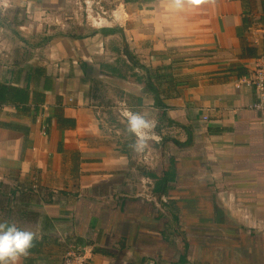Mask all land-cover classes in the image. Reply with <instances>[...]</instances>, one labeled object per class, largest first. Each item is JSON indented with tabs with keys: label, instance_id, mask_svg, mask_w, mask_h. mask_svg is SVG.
Listing matches in <instances>:
<instances>
[{
	"label": "crops",
	"instance_id": "crops-1",
	"mask_svg": "<svg viewBox=\"0 0 264 264\" xmlns=\"http://www.w3.org/2000/svg\"><path fill=\"white\" fill-rule=\"evenodd\" d=\"M125 2L115 27L77 30V0H0V85L28 95L0 103V222L38 237L17 264H264V126L244 82L264 0ZM126 109L168 141L161 179L115 133Z\"/></svg>",
	"mask_w": 264,
	"mask_h": 264
},
{
	"label": "rangeland",
	"instance_id": "rangeland-1",
	"mask_svg": "<svg viewBox=\"0 0 264 264\" xmlns=\"http://www.w3.org/2000/svg\"><path fill=\"white\" fill-rule=\"evenodd\" d=\"M125 1L126 0H77L76 9L78 14L75 18V28L77 30L84 27L101 28L108 25L115 27L116 23H118L117 13L120 12V10L122 11L121 5L124 4ZM64 20L67 22L68 18L66 17ZM83 34L84 33L78 35L81 36ZM118 66L119 68H117V74L119 75V78L121 80L127 82V80L129 79L130 81H132L134 79L136 80L139 77L138 74L132 69V66L130 64H127L125 60H121ZM149 76H151V72L147 69H143L142 80L145 78V81L144 83H142V85H144V87H146L148 83L147 79ZM102 89L106 90V88ZM147 94L150 97L151 93ZM115 105L117 104L111 105V107H115ZM118 106L120 107V104ZM117 119L118 116H112V118H110V121L112 122V125H120L123 132L120 129H117L118 127H116V129L114 130L115 133L119 131V135H125L128 138L127 140H129L128 143L131 144L134 141L135 137L127 133L125 118H121L123 120L122 123H117ZM154 133V138L149 141V146L143 153L136 154L131 150L130 147H128L127 151L129 155H132L134 157L138 165H142L143 170L149 171L152 177L161 179L167 169L168 163L166 159L171 153V149L169 146H167L168 141L164 138L163 134L160 133L158 129L155 128ZM153 181L156 182L157 180L153 179ZM161 190L164 191V188H162Z\"/></svg>",
	"mask_w": 264,
	"mask_h": 264
},
{
	"label": "clouds",
	"instance_id": "clouds-1",
	"mask_svg": "<svg viewBox=\"0 0 264 264\" xmlns=\"http://www.w3.org/2000/svg\"><path fill=\"white\" fill-rule=\"evenodd\" d=\"M202 0H188L191 5H198ZM180 8L184 0H174ZM126 122V131L134 136L129 145L131 150L140 154L149 146V141L155 136V120L145 113L124 110L122 113ZM34 231L22 229L15 222H0V264H17L21 257L27 256L37 239Z\"/></svg>",
	"mask_w": 264,
	"mask_h": 264
},
{
	"label": "built area",
	"instance_id": "built-area-1",
	"mask_svg": "<svg viewBox=\"0 0 264 264\" xmlns=\"http://www.w3.org/2000/svg\"><path fill=\"white\" fill-rule=\"evenodd\" d=\"M260 64L254 70L250 79H245L244 82L248 88L254 93L256 100L250 105V109L260 114V125L264 126V56L259 59ZM2 105H0V108ZM6 106L3 108L5 109ZM156 205L164 212L169 210L170 202L163 194L159 199H153ZM89 259L86 254L69 253L64 257V264H88Z\"/></svg>",
	"mask_w": 264,
	"mask_h": 264
},
{
	"label": "trees",
	"instance_id": "trees-1",
	"mask_svg": "<svg viewBox=\"0 0 264 264\" xmlns=\"http://www.w3.org/2000/svg\"><path fill=\"white\" fill-rule=\"evenodd\" d=\"M106 33L108 34H114L115 31L113 30H108L106 31ZM135 62V61H134ZM134 62L132 63L134 65ZM162 70H167L166 68H160L158 69V71H162ZM157 75H151L148 77L147 79V85L145 87V91L144 93H151V94H154L155 96V99L157 101L158 99V93H159V90H158V87L155 85V81L153 80H160V75L158 73H156ZM170 80V79H169ZM28 99V95L26 93H23L21 96H17V94L15 93H12L11 90H8L6 89L5 87H3L2 85H0V103H4V102H18L17 104H21V103H26ZM65 120L67 119H62L60 120V123L64 124L65 123ZM65 125V124H64ZM31 250V249H30Z\"/></svg>",
	"mask_w": 264,
	"mask_h": 264
}]
</instances>
